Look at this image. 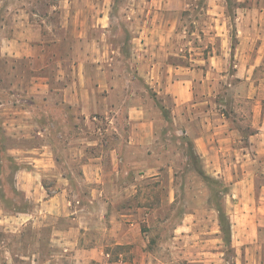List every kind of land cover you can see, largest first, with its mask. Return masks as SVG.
Masks as SVG:
<instances>
[{
  "label": "rangeland",
  "instance_id": "1",
  "mask_svg": "<svg viewBox=\"0 0 264 264\" xmlns=\"http://www.w3.org/2000/svg\"><path fill=\"white\" fill-rule=\"evenodd\" d=\"M67 11L78 19L65 24ZM99 14L104 22L95 21ZM25 20L40 34L43 26L48 45L69 38L58 48H77L71 60L41 68L34 46L38 62L5 60L2 47ZM74 82L78 91L101 84L107 114L92 120L102 133L89 131L80 106L60 101L63 85ZM212 125L229 137L215 139L203 159L192 135ZM64 126L71 129L61 136ZM255 130L264 133V0H0V264H68L51 238L54 225L71 224L70 208H93V224L108 222L111 203L93 197L80 162L70 166L62 215L41 214V166L28 177L35 199L22 189L17 169L33 160L21 158L66 136L123 146L130 171L120 183L136 177L137 191L113 199L132 208L149 252L144 264H264V146H250ZM85 151L102 153L109 166L106 147ZM132 158L141 166L132 169ZM45 183L52 193L57 180L49 174ZM217 205L229 220L226 237Z\"/></svg>",
  "mask_w": 264,
  "mask_h": 264
},
{
  "label": "crops",
  "instance_id": "2",
  "mask_svg": "<svg viewBox=\"0 0 264 264\" xmlns=\"http://www.w3.org/2000/svg\"><path fill=\"white\" fill-rule=\"evenodd\" d=\"M68 1L70 2L71 0ZM81 18L83 19V16ZM61 19L66 24L70 19L77 20L78 14H72L70 11H67V13L61 14ZM45 20L43 19L42 21ZM104 20V14L95 15L96 22H104ZM25 23L26 25L22 27L20 33L13 36L12 39H7L5 45L2 47L1 55L5 56V60L10 59L12 62L19 61L26 64H29L31 60L38 62L40 60V50H37L34 56V51L30 48L31 46L37 47L35 49L41 47V68H44L52 61L60 65L64 60H71V57L76 53L77 48H58L65 42L70 43L69 38L57 42L54 41L51 45H48L42 33V25L40 34V25L39 28H36L29 20H25ZM63 25L61 27H64ZM31 55L33 56L32 59L30 58ZM41 85L46 86L47 83L44 82L42 84L41 82ZM75 86V82L63 85L62 92L60 93L62 95L61 102L64 101L73 106H80L81 114L88 121L95 118L96 114H107V97L97 92L101 84L98 86L95 84L92 88L81 87L79 91ZM139 117L137 116V118ZM130 119H135L132 114L130 115ZM91 124L92 126L88 125L91 133H102L93 120ZM70 129V127L64 126L59 131V134L62 136L63 133L70 131ZM112 129L117 134V139H119L121 136L119 126H113ZM225 131H228V128L222 125L198 127L192 135V140L200 158L206 159L209 157L208 152L214 149L213 144L215 139H228L229 133L227 132V135H225ZM133 132L136 135L144 134V132L140 131ZM208 134L210 136L207 137ZM249 137L251 141L250 146L257 148L264 146V133L261 130H255ZM63 138L64 140L67 139V141L51 143L45 140L41 143L39 152L35 155H26L21 158L33 160L31 162L33 168L17 169L18 173L25 174V182L22 185V189L27 194L30 193L28 197L30 196L35 199L30 179H33L32 174L37 173L35 170L39 168L37 166H41V174L38 173L41 175V204L44 206L41 209V214L43 213V216H46L48 212H53L56 215H62L60 201L68 193V184L71 180L70 174H73L70 166L77 161L78 163L80 162L81 173L85 177L84 179L94 184L93 197L97 199L99 197H107L111 206L105 210L102 216L105 219L109 218L108 222H105L104 228L97 226V224L101 223L100 221L93 224L95 212L93 208L92 210L86 206H79L74 209L70 208L69 212L71 216L75 214L72 217L71 224L66 227L54 225L51 243L63 249L62 256L67 259L68 264H144L149 256V252L145 251L146 241L141 237L138 222L135 218H131L133 215L132 208H129V206L125 208L117 207L115 205L116 197L124 195L125 190L133 187L132 190H129V194H125L128 196L133 195L137 191L134 188L136 186V177L128 184L120 183L121 179L129 173V169H126L124 165L126 156L123 146L121 148L118 141L110 143L107 146V142L101 140L98 136L77 142L72 140V137L66 136ZM126 142L129 145L128 147L132 148L137 140L131 136L129 141ZM105 147L109 150L108 167L103 163L105 160L102 153H87L85 151L87 148ZM75 149L78 151L74 152ZM128 163H130L132 169H136L141 166L142 161L140 158H132ZM143 163L147 167L150 166L146 161ZM49 174H53L55 180H57L55 189L51 190L52 193H50L49 187L45 183V179ZM112 186L114 187L113 190L111 189ZM67 202L71 203L70 200H67ZM71 209L73 210L71 211ZM113 245L126 247H124V251H120L113 256L112 252L108 250V247Z\"/></svg>",
  "mask_w": 264,
  "mask_h": 264
},
{
  "label": "trees",
  "instance_id": "3",
  "mask_svg": "<svg viewBox=\"0 0 264 264\" xmlns=\"http://www.w3.org/2000/svg\"><path fill=\"white\" fill-rule=\"evenodd\" d=\"M229 10L233 11V9H229ZM232 13H234V12H232ZM216 209H217L218 223H219L220 229L223 231V233L225 234V237H226L229 234L228 217H227L226 213L218 207V205H217Z\"/></svg>",
  "mask_w": 264,
  "mask_h": 264
}]
</instances>
